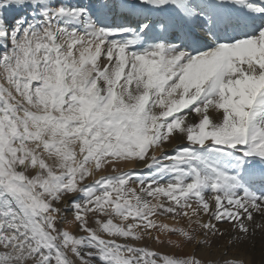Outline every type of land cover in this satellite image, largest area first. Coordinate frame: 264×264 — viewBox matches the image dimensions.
Here are the masks:
<instances>
[{
	"label": "snow or ice",
	"instance_id": "snow-or-ice-1",
	"mask_svg": "<svg viewBox=\"0 0 264 264\" xmlns=\"http://www.w3.org/2000/svg\"><path fill=\"white\" fill-rule=\"evenodd\" d=\"M0 264H264V0H0Z\"/></svg>",
	"mask_w": 264,
	"mask_h": 264
},
{
	"label": "bare ground",
	"instance_id": "bare-ground-1",
	"mask_svg": "<svg viewBox=\"0 0 264 264\" xmlns=\"http://www.w3.org/2000/svg\"><path fill=\"white\" fill-rule=\"evenodd\" d=\"M155 245V244H154ZM229 251H232V250H229ZM254 258L256 260H259V242L257 243V251L255 252L254 254Z\"/></svg>",
	"mask_w": 264,
	"mask_h": 264
},
{
	"label": "rangeland",
	"instance_id": "rangeland-1",
	"mask_svg": "<svg viewBox=\"0 0 264 264\" xmlns=\"http://www.w3.org/2000/svg\"><path fill=\"white\" fill-rule=\"evenodd\" d=\"M151 247L153 248H157L158 246L157 245H154V243L151 245ZM158 250H162V249H158Z\"/></svg>",
	"mask_w": 264,
	"mask_h": 264
}]
</instances>
